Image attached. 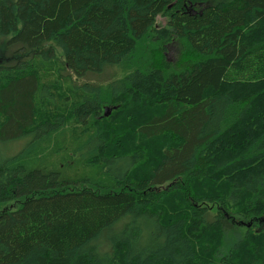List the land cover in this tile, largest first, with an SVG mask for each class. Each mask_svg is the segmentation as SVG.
I'll return each mask as SVG.
<instances>
[{
    "label": "trees",
    "instance_id": "1",
    "mask_svg": "<svg viewBox=\"0 0 264 264\" xmlns=\"http://www.w3.org/2000/svg\"><path fill=\"white\" fill-rule=\"evenodd\" d=\"M1 51L0 264H264V0H0Z\"/></svg>",
    "mask_w": 264,
    "mask_h": 264
},
{
    "label": "rangeland",
    "instance_id": "2",
    "mask_svg": "<svg viewBox=\"0 0 264 264\" xmlns=\"http://www.w3.org/2000/svg\"><path fill=\"white\" fill-rule=\"evenodd\" d=\"M167 24V20L163 17H158L157 19V25L158 27H163L166 26ZM180 47L177 44H174L172 46H170L169 51L167 52V58L169 60V62L173 63L174 66H178L177 63L180 59ZM15 60H13V58L9 59L8 54L5 51H1L0 53V66H3L5 64H12L14 63ZM132 72V69H129L127 67H125V65L123 66H117L116 68L109 70L108 71V75L105 77H101L100 81H104L105 79H108L109 77H111V74H115L116 75V79H121L126 77L127 75H129V73ZM93 80H96V78H93ZM104 84V83H102ZM105 86V85H104ZM112 109V108H111ZM113 112V109H112ZM104 113H105V108H104ZM112 114V113H111ZM110 114V115H111ZM23 147L22 143H16V144H4V145H0V158L2 159H6L7 157H9L11 154L17 152L18 150H21V148ZM16 204H9L6 206H2L0 208L1 210H6V209H13ZM235 224L232 225L234 227H230L228 229V243H231V241H233V238H237L238 236H241L244 231H245V227H240L237 222H234ZM242 233V234H241Z\"/></svg>",
    "mask_w": 264,
    "mask_h": 264
},
{
    "label": "water",
    "instance_id": "3",
    "mask_svg": "<svg viewBox=\"0 0 264 264\" xmlns=\"http://www.w3.org/2000/svg\"><path fill=\"white\" fill-rule=\"evenodd\" d=\"M111 113H112L111 108H105L104 117H109ZM262 222H264V219L262 221H260L259 224H261ZM250 227H251V224L248 225V228H250Z\"/></svg>",
    "mask_w": 264,
    "mask_h": 264
}]
</instances>
